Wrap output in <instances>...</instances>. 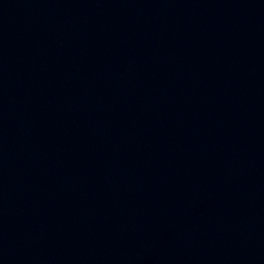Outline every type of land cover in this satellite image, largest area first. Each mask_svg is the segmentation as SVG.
<instances>
[{
	"label": "water",
	"instance_id": "95a60500",
	"mask_svg": "<svg viewBox=\"0 0 264 264\" xmlns=\"http://www.w3.org/2000/svg\"><path fill=\"white\" fill-rule=\"evenodd\" d=\"M0 264H264V0H0Z\"/></svg>",
	"mask_w": 264,
	"mask_h": 264
}]
</instances>
